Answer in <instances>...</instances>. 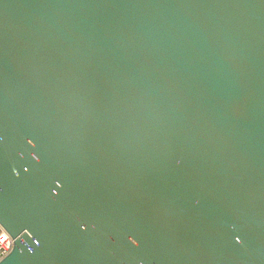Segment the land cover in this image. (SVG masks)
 Returning a JSON list of instances; mask_svg holds the SVG:
<instances>
[{
    "label": "water",
    "instance_id": "water-1",
    "mask_svg": "<svg viewBox=\"0 0 264 264\" xmlns=\"http://www.w3.org/2000/svg\"><path fill=\"white\" fill-rule=\"evenodd\" d=\"M0 264H264V0H0Z\"/></svg>",
    "mask_w": 264,
    "mask_h": 264
},
{
    "label": "built area",
    "instance_id": "built-area-1",
    "mask_svg": "<svg viewBox=\"0 0 264 264\" xmlns=\"http://www.w3.org/2000/svg\"><path fill=\"white\" fill-rule=\"evenodd\" d=\"M12 247V238L0 226V260H2L11 252Z\"/></svg>",
    "mask_w": 264,
    "mask_h": 264
}]
</instances>
